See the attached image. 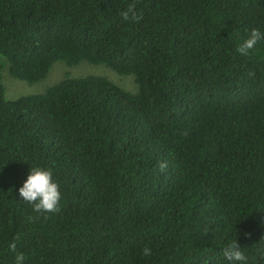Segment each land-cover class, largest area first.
<instances>
[{"label": "trees", "instance_id": "trees-1", "mask_svg": "<svg viewBox=\"0 0 264 264\" xmlns=\"http://www.w3.org/2000/svg\"><path fill=\"white\" fill-rule=\"evenodd\" d=\"M256 26L264 0H0V264H227L235 238L264 264V40L235 51ZM55 61L136 89L89 74L7 97L4 71L34 84ZM36 165L54 212L19 194Z\"/></svg>", "mask_w": 264, "mask_h": 264}, {"label": "clouds", "instance_id": "clouds-1", "mask_svg": "<svg viewBox=\"0 0 264 264\" xmlns=\"http://www.w3.org/2000/svg\"><path fill=\"white\" fill-rule=\"evenodd\" d=\"M120 15L124 20L140 19L133 6L123 9ZM262 40H264V30L259 26L251 27L247 30L246 37L236 46L235 51L240 56H248ZM18 191L23 201L31 204L37 214L56 211L62 196L53 171L39 165L30 166ZM11 247L15 248V245L13 244ZM142 251L146 256L151 254V249L148 247H144ZM222 257L227 261V264H248V256L237 245L236 238L223 247ZM24 259L23 253H17L14 258L15 264H24Z\"/></svg>", "mask_w": 264, "mask_h": 264}, {"label": "rangeland", "instance_id": "rangeland-1", "mask_svg": "<svg viewBox=\"0 0 264 264\" xmlns=\"http://www.w3.org/2000/svg\"><path fill=\"white\" fill-rule=\"evenodd\" d=\"M89 74L104 75L129 91H134L136 89V83L132 76L118 74L104 65L91 64L86 61H81L72 66H67L63 62L55 61L46 77L34 84H27L24 81L10 76L9 73L4 71L3 82L5 84L7 97L15 98L20 95L41 92L48 85L57 82L65 76L80 77Z\"/></svg>", "mask_w": 264, "mask_h": 264}]
</instances>
